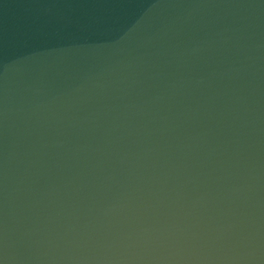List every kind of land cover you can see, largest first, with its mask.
<instances>
[{"label":"water","instance_id":"1","mask_svg":"<svg viewBox=\"0 0 264 264\" xmlns=\"http://www.w3.org/2000/svg\"><path fill=\"white\" fill-rule=\"evenodd\" d=\"M0 264H264V0H0Z\"/></svg>","mask_w":264,"mask_h":264}]
</instances>
